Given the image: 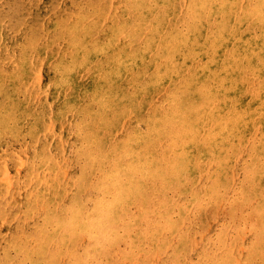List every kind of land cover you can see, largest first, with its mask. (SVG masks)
<instances>
[{"label": "rangeland", "instance_id": "rangeland-1", "mask_svg": "<svg viewBox=\"0 0 264 264\" xmlns=\"http://www.w3.org/2000/svg\"><path fill=\"white\" fill-rule=\"evenodd\" d=\"M1 179L0 264H264V0H0Z\"/></svg>", "mask_w": 264, "mask_h": 264}, {"label": "bare ground", "instance_id": "bare-ground-1", "mask_svg": "<svg viewBox=\"0 0 264 264\" xmlns=\"http://www.w3.org/2000/svg\"><path fill=\"white\" fill-rule=\"evenodd\" d=\"M94 10V9H93ZM97 15V14H96ZM88 16H86V18H87ZM55 21V20H54ZM30 30V29H29ZM75 33V32H74ZM82 34V33H81ZM92 34V33H91ZM90 34V35H91ZM31 35V34H30ZM26 38V37H25ZM43 38V37H42ZM78 39V38H77ZM34 40V39H33ZM27 41V40H26ZM44 43V42H43ZM69 43V42H68ZM79 46V45H78ZM36 49V48H35ZM25 53V52H24ZM27 53V52H26ZM84 54V53H83ZM41 57V56H40ZM38 62V61H37ZM41 68V67H40ZM9 72V71H8ZM29 75V74H28ZM35 80V79H34ZM26 84V83H25ZM6 91V90H5ZM17 99V98H16ZM47 107V106H46ZM75 122V121H74ZM148 125H149V123H148ZM103 126V125H102ZM51 127V126H50ZM17 134V133H16ZM68 136V135H67ZM103 136V135H102ZM55 138V137H54ZM48 140V139H47ZM55 140V139H54ZM43 142V141H42ZM81 145V144H80ZM83 145V144H82ZM94 148V147H93ZM87 150V149H86ZM82 151V150H81ZM5 152V151H4ZM3 152V153H4ZM83 152V151H82ZM78 153V152H77ZM42 155V154H41ZM87 155V154H86ZM18 157V156H17ZM82 157H83V155H82ZM89 159V158H88ZM96 159H98V158H96ZM88 161V160H87ZM105 163V162H104ZM43 165V164H42ZM61 165V164H60ZM13 166V165H12ZM45 167V166H44ZM88 167V166H87ZM104 169V168H103ZM96 170V169H95ZM8 172V171H7ZM64 173V172H63ZM119 173V172H118ZM108 174V173H107ZM8 175V174H7ZM2 178V177H1ZM84 178V177H83ZM6 179H8V178H6ZM5 179V180H6ZM78 179V178H77ZM103 179V178H102ZM1 182H2V179L0 180ZM101 182V181H100ZM5 184V183H4ZM102 184V183H101ZM68 192V191H67ZM47 193V192H46ZM44 198V197H43ZM134 199V198H133ZM133 201V200H132ZM74 213V212H73ZM76 214V213H75ZM78 215V214H77ZM72 216V215H71ZM70 216V217H71ZM73 217H75V215H73ZM78 217H80V216H78ZM72 218V217H71ZM72 220V219H71ZM137 220V219H136ZM73 221V220H72ZM72 221H71V224H72ZM74 222V221H73ZM73 225H74V223H73ZM72 225V226H73Z\"/></svg>", "mask_w": 264, "mask_h": 264}]
</instances>
